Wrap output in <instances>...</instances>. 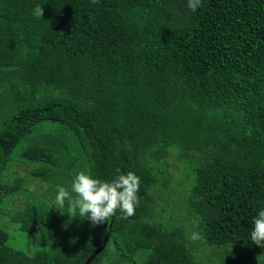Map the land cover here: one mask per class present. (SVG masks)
I'll return each instance as SVG.
<instances>
[{"label": "trees", "instance_id": "obj_1", "mask_svg": "<svg viewBox=\"0 0 264 264\" xmlns=\"http://www.w3.org/2000/svg\"><path fill=\"white\" fill-rule=\"evenodd\" d=\"M170 156L192 174L181 225L161 215L176 204ZM117 169L140 177L133 216L92 225L56 208L78 172ZM261 209L264 0H0V264H30L12 260L9 226L45 246L28 254L42 264H83L105 237L89 264H202L200 244L264 256Z\"/></svg>", "mask_w": 264, "mask_h": 264}, {"label": "clouds", "instance_id": "obj_2", "mask_svg": "<svg viewBox=\"0 0 264 264\" xmlns=\"http://www.w3.org/2000/svg\"><path fill=\"white\" fill-rule=\"evenodd\" d=\"M90 2L96 4L99 0H90ZM201 2L202 0H187V6L192 12H196ZM43 13L44 9L41 5L33 9V15L37 18H43ZM117 173L114 179L108 181L94 178L83 170L78 172L73 178L71 193L65 187L57 186L56 208L63 209L67 202V214L70 217L87 218L92 225L109 222L117 209L123 213L121 219L133 216L140 202L138 196L140 177L132 171L124 174L117 169ZM252 224L251 240L256 245L264 247V209L259 210L252 219ZM188 239L197 241L201 239V235L193 232Z\"/></svg>", "mask_w": 264, "mask_h": 264}, {"label": "rangeland", "instance_id": "obj_3", "mask_svg": "<svg viewBox=\"0 0 264 264\" xmlns=\"http://www.w3.org/2000/svg\"><path fill=\"white\" fill-rule=\"evenodd\" d=\"M186 163L189 162L188 159L185 160ZM183 162H179L175 156L169 157V168H171V176L174 180H172L169 190L171 192V197L176 199V204L166 205V211H163V214L170 216L173 218L177 225H181L184 222V204H185V190L189 189V184L191 183L192 174L190 172V164H186ZM27 170L26 166H22L19 164L13 165L9 173L12 174H24ZM44 184L41 183L38 179L30 180V188L32 191H40L43 189ZM22 201V196L14 194L12 199L7 201V204L10 206H20ZM173 213V214H172ZM167 217H163L166 219ZM167 220V219H166ZM8 236H9V244L12 245L13 250L12 260L17 261L18 258L14 255L17 249L23 250V258L27 263L30 264H42L41 262L33 261L28 254L37 249H42L45 246L43 244H31L27 236L24 232L17 231L13 226H9L7 228ZM201 241V240H200ZM202 242V241H201ZM243 245L241 244H231L228 246H206L204 244H200L196 246L194 252H196L197 256H200L202 260V264H221L223 259H227V255L236 256V254H244L246 255L247 260H251L256 263H260L264 261V256H254L253 254H249L243 251ZM261 255V254H260ZM209 257V258H208ZM206 259V260H205ZM22 261V260H21ZM140 262V261H137Z\"/></svg>", "mask_w": 264, "mask_h": 264}, {"label": "water", "instance_id": "obj_4", "mask_svg": "<svg viewBox=\"0 0 264 264\" xmlns=\"http://www.w3.org/2000/svg\"><path fill=\"white\" fill-rule=\"evenodd\" d=\"M106 242H107V237L104 238L102 246L96 248V249L92 252V254H90V255L87 257V259L85 260V262H84L83 264H89V263H90V262H91V261L97 256V254H99V253L101 252V250H102L103 247L105 246Z\"/></svg>", "mask_w": 264, "mask_h": 264}]
</instances>
